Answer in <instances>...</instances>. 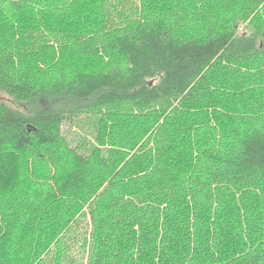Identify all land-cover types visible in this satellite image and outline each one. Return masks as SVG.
Listing matches in <instances>:
<instances>
[{
    "label": "trees",
    "instance_id": "obj_1",
    "mask_svg": "<svg viewBox=\"0 0 264 264\" xmlns=\"http://www.w3.org/2000/svg\"><path fill=\"white\" fill-rule=\"evenodd\" d=\"M0 92V264H264V0H0Z\"/></svg>",
    "mask_w": 264,
    "mask_h": 264
},
{
    "label": "rangeland",
    "instance_id": "obj_2",
    "mask_svg": "<svg viewBox=\"0 0 264 264\" xmlns=\"http://www.w3.org/2000/svg\"><path fill=\"white\" fill-rule=\"evenodd\" d=\"M0 102H3V103H5L7 106L13 107V108H15V109H22V108H23V105H22L21 102L13 101L12 98L8 97L6 94L1 93V92H0ZM75 248H76V247H75ZM74 255H75L76 258L79 257V254H77L76 251H74ZM76 255H77L78 257H77Z\"/></svg>",
    "mask_w": 264,
    "mask_h": 264
},
{
    "label": "water",
    "instance_id": "obj_3",
    "mask_svg": "<svg viewBox=\"0 0 264 264\" xmlns=\"http://www.w3.org/2000/svg\"><path fill=\"white\" fill-rule=\"evenodd\" d=\"M32 125L31 124H27V130H35V128L34 127H31Z\"/></svg>",
    "mask_w": 264,
    "mask_h": 264
}]
</instances>
